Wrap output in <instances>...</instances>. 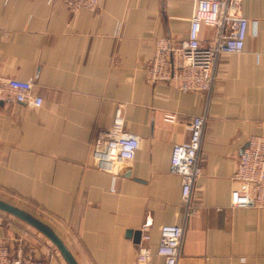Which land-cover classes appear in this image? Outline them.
Instances as JSON below:
<instances>
[{
	"label": "crops",
	"instance_id": "1",
	"mask_svg": "<svg viewBox=\"0 0 264 264\" xmlns=\"http://www.w3.org/2000/svg\"><path fill=\"white\" fill-rule=\"evenodd\" d=\"M194 7L100 0L96 10L72 12L60 0H0V77L31 80L44 99L39 107L0 104V199L48 224L78 264H137L136 233L148 220L153 264L164 262L157 250L165 224L185 226L178 264H264V208L231 204L239 157L264 132V0H243L245 49L220 57L210 92L149 82L157 41L185 40ZM120 106L140 146L129 175L114 179L91 155ZM198 115L206 116L203 173L186 217L171 158ZM2 240L68 264L45 236L0 211Z\"/></svg>",
	"mask_w": 264,
	"mask_h": 264
},
{
	"label": "built area",
	"instance_id": "2",
	"mask_svg": "<svg viewBox=\"0 0 264 264\" xmlns=\"http://www.w3.org/2000/svg\"><path fill=\"white\" fill-rule=\"evenodd\" d=\"M72 12L81 9L96 10L100 0H60ZM243 0H195L188 36L180 43L159 39L147 68L149 82H165L185 92H210L215 84L216 70L223 54H240L245 49L249 20L243 15ZM212 34L204 37V28ZM13 102L39 107L42 96L33 93L31 80L0 77V104ZM175 115L166 119L175 120ZM206 116L198 115L187 125L190 138L173 146L171 171L181 176L183 204L189 215L192 193L202 175L200 149ZM140 146L137 135L128 131L124 109H116L110 127L101 130L91 155L95 168L112 175L114 179L129 175V163ZM233 179L239 187L231 193L234 207L264 208V132L249 137L237 162ZM152 221L141 227V242L137 264H153L150 248ZM160 242L157 253L163 264H178L184 238L183 224H165L159 228ZM0 264H47L37 257V248L18 243L11 247L0 241Z\"/></svg>",
	"mask_w": 264,
	"mask_h": 264
},
{
	"label": "water",
	"instance_id": "3",
	"mask_svg": "<svg viewBox=\"0 0 264 264\" xmlns=\"http://www.w3.org/2000/svg\"><path fill=\"white\" fill-rule=\"evenodd\" d=\"M0 211L24 222L45 236L65 258L68 264H78L77 260L67 247L65 241L40 218L3 199H0ZM136 234V242L140 243L142 232L139 231Z\"/></svg>",
	"mask_w": 264,
	"mask_h": 264
}]
</instances>
